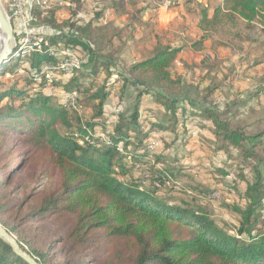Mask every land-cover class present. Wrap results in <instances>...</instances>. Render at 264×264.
<instances>
[{"label":"trees","instance_id":"1","mask_svg":"<svg viewBox=\"0 0 264 264\" xmlns=\"http://www.w3.org/2000/svg\"><path fill=\"white\" fill-rule=\"evenodd\" d=\"M229 1L224 14L218 9L210 17L205 8L201 10L202 31H209L205 24L220 25L225 17L230 28L239 20L251 25L264 13V0H225ZM28 3L37 23L47 30L43 49L33 43L22 55L26 49L17 42L12 60L0 68V75H5L3 71L17 58L25 60L31 75L26 78L29 90L0 81V223L19 245L40 264H264V229L258 228L264 215V157L253 152L260 144L264 147V132L251 135L240 126L231 127L232 120L223 118L228 110L221 112L219 106L198 100L192 103L187 93H170L173 78H180L171 68L181 49L156 44L148 57L119 74L114 68L116 55L97 44L106 26L95 27L93 20L82 23L78 13L82 9L76 6L70 8L72 19L61 27L56 25L58 11H39L36 0ZM61 44L79 55L78 62L69 51H60ZM65 60L70 66H63ZM59 73L62 79L55 86L68 96L64 104L44 91L43 78ZM103 73L109 78L107 90L93 92L84 105L82 89L92 91L95 76ZM115 73L120 80L111 78ZM118 80L121 107L107 115V99L113 93L109 88ZM144 98L161 106L160 116L146 126ZM190 103L213 121L218 136L255 163L249 178L243 177L245 187H236L247 206L235 208L241 218L233 230L220 224L203 204L170 203L171 196L162 188L179 177L165 167L169 157L147 147L138 149L152 133H177L180 116L191 109ZM87 105L94 111L84 118ZM160 164L163 168L156 170ZM136 165L149 166L145 171L149 176L143 177ZM23 171L27 181L48 178L52 184L46 190L32 188L17 201L8 186ZM206 189L196 182L187 188L199 196L209 194ZM51 228L55 240L44 248L37 246L42 243L37 231ZM59 247L65 261L53 259ZM0 264L28 263L0 239Z\"/></svg>","mask_w":264,"mask_h":264},{"label":"rangeland","instance_id":"2","mask_svg":"<svg viewBox=\"0 0 264 264\" xmlns=\"http://www.w3.org/2000/svg\"><path fill=\"white\" fill-rule=\"evenodd\" d=\"M1 1L5 8L6 0ZM43 1L45 0H36L40 8ZM123 3L121 7V0H47V5L38 10L58 11L56 25L64 27L63 23L71 20L74 13L70 8L80 6L82 11L79 10L78 13L81 12L80 18L85 20H82V23L93 20L96 22L95 27L106 26V30L99 33L97 44L100 47L108 46V50L116 55L117 65L114 68L119 74L136 61H143L158 44H168L181 49L171 68L175 76L180 78H173L175 83L170 93L176 96L187 93L192 103L200 101L216 108L219 106L221 112L228 110L223 118L232 120L231 127L240 126L251 135L264 132V27L261 25L264 24V13L258 15L251 25L239 20L233 28H230L227 17L221 18L220 25L205 24L209 28V31L205 32L198 26L201 10L205 8L210 17L218 9L224 14L230 8L231 1L124 0ZM139 10H142V13ZM97 14L101 16L99 19ZM11 23L13 27L12 20ZM37 29L45 36L46 29ZM61 45L65 47L64 44ZM3 48L0 35V53ZM186 48L188 49L185 50ZM23 52L22 55H27L29 47ZM24 61L14 58L3 71L6 74L0 75V81L8 86H25L29 90L31 85L26 84V78H31V75ZM64 62L63 66L71 64L68 60ZM119 74L115 73L111 78L120 80ZM61 77L62 74L59 73L48 78ZM95 78L98 79L92 84V91L87 87L82 89L84 105L93 92L98 89L107 90L109 78L106 73ZM119 80L114 87L109 88L113 93H110L111 96L107 99V115L121 107ZM53 98L56 103L66 102L60 93L58 97ZM5 103L6 101L3 104ZM190 107L186 115L180 116L177 133L171 130L152 133L153 136L144 143L145 146L138 149L142 151L147 147L151 152L157 151L169 157L165 167L179 177L172 178L171 182H167L166 187L162 188L171 196L170 203L203 204L211 210L213 217L220 224L231 229L238 227L241 216L235 212V208H246L247 201L241 195L243 192L238 191L236 187H245L243 177L249 178L255 163L244 158L236 147L218 136L211 119L206 118L198 108L191 106V103ZM142 108V120L147 116L144 126L156 121L160 116L161 106L150 99L144 98ZM93 111V108L87 105L82 116L89 118ZM71 115L76 118L75 113L71 112ZM253 152L264 157V147L261 144ZM148 168L136 165V170L142 171L143 177L149 176V173L145 172ZM160 168H163L162 164L156 166V170ZM24 175L23 171L8 186L14 191L13 197L17 201L32 188L48 189L53 181L45 178L39 183L30 182L25 180ZM195 182L196 185L209 189L210 193L199 196L197 192L187 190L188 186ZM258 228L264 229V215ZM37 233H42L39 237L42 243H37V246L42 248L56 238L52 228L47 231L38 230ZM63 256L65 255L61 247L54 250V260L65 261Z\"/></svg>","mask_w":264,"mask_h":264},{"label":"built area","instance_id":"3","mask_svg":"<svg viewBox=\"0 0 264 264\" xmlns=\"http://www.w3.org/2000/svg\"><path fill=\"white\" fill-rule=\"evenodd\" d=\"M47 5V0L43 1L41 8ZM5 10L9 20L13 21V29L15 30L17 42H32L36 43L37 49H43V36L42 32L39 33L38 28H43L37 23V17L35 13L31 12L30 4L27 0H7ZM19 35V36H18ZM60 51H69L71 53V59H75L78 62L79 55L75 51L66 49L60 46ZM62 78H43L46 81L45 93L51 97L59 96V88L55 86ZM42 78H38L39 82L43 81ZM112 84V82H110ZM65 100L68 96L65 93H60ZM146 177H148L146 175Z\"/></svg>","mask_w":264,"mask_h":264},{"label":"water","instance_id":"4","mask_svg":"<svg viewBox=\"0 0 264 264\" xmlns=\"http://www.w3.org/2000/svg\"><path fill=\"white\" fill-rule=\"evenodd\" d=\"M0 32L4 37V48L0 53V68L10 62L16 48V35L9 20L2 1L0 0ZM0 239L7 243L15 254L21 257L28 264H40L32 255L27 253L17 240L0 223Z\"/></svg>","mask_w":264,"mask_h":264},{"label":"bare ground","instance_id":"5","mask_svg":"<svg viewBox=\"0 0 264 264\" xmlns=\"http://www.w3.org/2000/svg\"><path fill=\"white\" fill-rule=\"evenodd\" d=\"M27 2H28V0H27ZM0 35L2 38V44H4V37L2 36L1 32H0ZM20 44H21L22 48L27 49L28 47H31L33 43L32 42H21ZM16 48H17V43H16ZM16 48H15V50H16Z\"/></svg>","mask_w":264,"mask_h":264},{"label":"crops","instance_id":"6","mask_svg":"<svg viewBox=\"0 0 264 264\" xmlns=\"http://www.w3.org/2000/svg\"><path fill=\"white\" fill-rule=\"evenodd\" d=\"M4 2H5V0H4ZM6 2H7V0H6ZM183 177V176H182Z\"/></svg>","mask_w":264,"mask_h":264},{"label":"clouds","instance_id":"7","mask_svg":"<svg viewBox=\"0 0 264 264\" xmlns=\"http://www.w3.org/2000/svg\"><path fill=\"white\" fill-rule=\"evenodd\" d=\"M14 54H15V51H14Z\"/></svg>","mask_w":264,"mask_h":264}]
</instances>
